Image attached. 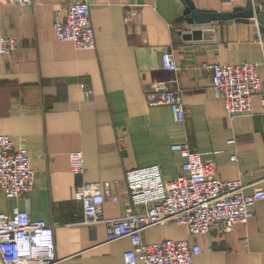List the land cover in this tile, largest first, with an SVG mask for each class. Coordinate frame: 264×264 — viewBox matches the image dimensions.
<instances>
[{"label": "crops", "instance_id": "1", "mask_svg": "<svg viewBox=\"0 0 264 264\" xmlns=\"http://www.w3.org/2000/svg\"><path fill=\"white\" fill-rule=\"evenodd\" d=\"M73 0H32L0 7V33L18 46L0 55V132L14 146L25 145L34 170L32 187L7 198L0 210L26 208L33 219L54 227L56 264H125L129 236L112 240L103 221L86 222L75 196L84 182H110L101 215L114 218L128 205L125 172L158 164L165 179L181 171L184 157L172 144L188 141L222 178H240L244 192L264 184V104L252 96V110L228 119L211 88L212 61L256 62L264 81V32L249 22L190 25L176 20L184 0H91L95 47L76 48L57 40L52 21L59 6ZM197 8L232 10L246 0H191ZM264 12V0H252ZM194 28L207 36L187 39ZM172 51L176 71L161 66V52ZM167 80L181 89L184 121L171 107L149 103L152 82ZM233 139V141H230ZM82 150L83 173L69 168L68 153ZM232 155H236L233 158ZM145 242L188 238L201 246L193 264H264V200L246 222L226 233L217 229L190 235L185 224H154Z\"/></svg>", "mask_w": 264, "mask_h": 264}, {"label": "built area", "instance_id": "2", "mask_svg": "<svg viewBox=\"0 0 264 264\" xmlns=\"http://www.w3.org/2000/svg\"><path fill=\"white\" fill-rule=\"evenodd\" d=\"M31 2L0 0V7L7 3L24 5ZM90 4L91 0H73L58 7L52 21L57 40L70 42L76 48L95 47ZM18 43L15 36L0 33V55L15 50ZM161 55L163 68L178 69L171 51ZM256 66V62L248 59L234 63L212 61L206 65L212 71L211 88L215 96L221 98L229 120L252 110L254 94H259L264 104V81ZM147 100L155 104L167 103L176 121L185 120L181 89L169 86L167 80L152 82ZM171 148L184 157L181 171L175 178L165 179L158 164L134 167L125 172L128 205L120 216L104 218L101 215L106 196L117 199L109 192V181L84 182L75 191L86 222L103 221L110 240L130 237L132 247L122 254L125 264H193L194 256L201 251L200 244L188 238L145 242L142 232L151 225L172 221L185 224L190 235L216 229L226 233L236 223L246 222L254 213V204L264 200V184L246 194L244 181L222 178L216 171L215 162L205 160L188 141L174 143ZM68 159L73 173L84 172L82 150L70 151ZM34 179L26 146H14L11 136L0 132V191L7 198L22 196L32 187ZM56 263L51 224L33 219L26 208L14 206L11 213L0 210V264Z\"/></svg>", "mask_w": 264, "mask_h": 264}, {"label": "water", "instance_id": "3", "mask_svg": "<svg viewBox=\"0 0 264 264\" xmlns=\"http://www.w3.org/2000/svg\"><path fill=\"white\" fill-rule=\"evenodd\" d=\"M185 7L181 14L176 16V20L185 21L190 25L207 24L210 22L223 21L225 24L231 23L234 20L238 22H249L257 25V32L261 34L264 32V12H258V8L254 11V3L252 0H246L244 6H236L232 10L216 11L200 9L192 3L191 0H184ZM208 31L194 28L190 32L183 34L184 38L194 39L207 36Z\"/></svg>", "mask_w": 264, "mask_h": 264}, {"label": "bare ground", "instance_id": "4", "mask_svg": "<svg viewBox=\"0 0 264 264\" xmlns=\"http://www.w3.org/2000/svg\"><path fill=\"white\" fill-rule=\"evenodd\" d=\"M262 42L264 43V39H262ZM164 51H169V50H163L162 52H164ZM161 52V53H162ZM172 52V51H171ZM173 54V53H172ZM174 57H175V55H174ZM175 59H176V57H175ZM176 62H177V60H176ZM177 65H178V63H177ZM161 66H162V55H161ZM178 67H179V65H178ZM162 68H163V66H162ZM165 69V68H164ZM167 70V69H166ZM174 71V70H173ZM176 71V70H175ZM169 86H171V85H169ZM173 87V86H172ZM165 103V102H164ZM167 104V103H166ZM171 107V106H170ZM172 110V109H171ZM172 114H173V112H172ZM174 118V117H173ZM175 120V119H174ZM168 222H172V221H168ZM165 224V223H164Z\"/></svg>", "mask_w": 264, "mask_h": 264}]
</instances>
